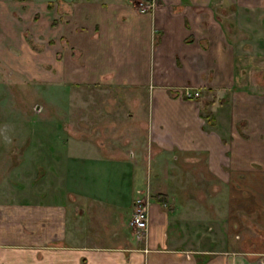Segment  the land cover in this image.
<instances>
[{"label":"crops","instance_id":"obj_1","mask_svg":"<svg viewBox=\"0 0 264 264\" xmlns=\"http://www.w3.org/2000/svg\"><path fill=\"white\" fill-rule=\"evenodd\" d=\"M52 1L68 7L63 25L68 28L62 30L69 58L64 76L91 83L105 77L147 93L148 118L139 123L147 161H142L140 150L135 158L130 153L132 163L125 171L126 157H113L120 167L115 168L116 175L111 171L115 179L110 186L109 180L95 176L109 169L101 168L104 160L91 152L85 158H70L89 176L84 189L99 190V206L123 203L126 212L131 211L136 189L143 185L156 188L161 182L159 187L165 191L153 193V199L154 195L165 197L170 183L187 191L193 173L197 184L214 183V189L227 190L228 196L219 202L226 212L220 216L219 208L215 209L209 220L201 215V203L181 192L184 201L177 203L172 198L170 204L169 212L176 217L162 211L159 205L164 203L154 199L148 206L142 246L135 243L141 236L131 231L129 244L103 247L92 244L88 236L91 218L82 220L84 227L77 218L68 223L71 239L74 235L77 241L69 244L66 229L61 227L65 222L58 217L63 206L32 203L8 193L0 196V264H264L255 258L264 249L246 246L238 250L230 245L236 242L233 225L241 210L264 229V89L255 82L249 85L248 74L242 78L243 64L236 56L242 45L248 51V44L222 29L210 0H153V8L143 13L135 10L136 3L131 7L123 0ZM15 8L14 2L0 0V11L12 13ZM260 58L264 64L263 53ZM256 61L248 58L244 65L253 68ZM239 79L244 92L235 88ZM185 87L195 90L198 97L181 98L179 92ZM231 90L228 97L235 96L223 105L216 104L220 93ZM240 120L244 125L237 128ZM85 200L84 205L90 203ZM209 221L212 230L206 227ZM225 222L228 226L223 228ZM122 239L127 242L125 236ZM52 242L55 245L50 247Z\"/></svg>","mask_w":264,"mask_h":264},{"label":"rangeland","instance_id":"obj_2","mask_svg":"<svg viewBox=\"0 0 264 264\" xmlns=\"http://www.w3.org/2000/svg\"><path fill=\"white\" fill-rule=\"evenodd\" d=\"M4 1L14 2L16 8L12 13L0 11L5 16V20L0 21V196L10 194L12 198L20 197L32 203L37 201L63 206L65 210H61L58 217L60 222H65V226L62 223L61 227L68 234L66 243L77 242L74 235L71 239L68 223L77 218L84 227L82 220L91 218L89 235H85L91 237L92 244L103 247L129 244L132 232L126 221L131 211L125 212L123 203L120 206L114 203L99 206V190L84 189L85 180L89 183V176L79 162L72 164L74 162L70 158H85L91 152L94 157L104 160L101 168L108 166L109 169L98 174L95 172V176L109 180L111 186L115 179L111 171L120 167L113 163L112 158L126 157V171L132 163L130 153L135 158L144 149L141 138L145 134L139 123L144 124L148 118L147 93L142 88L116 85L105 77L91 83L64 76L63 73L68 72L69 58L62 30L68 28V25L63 26L67 21L68 7L52 0ZM123 1L129 2L131 7L136 3L134 6L138 13L148 10L139 12L138 0ZM210 7L228 35L241 44H248V51L245 52L246 48L242 45L236 53L239 64H243L240 73L242 78L248 74L249 85L255 82L263 90L264 64L260 63V55L264 54V0H210ZM73 56L77 58L78 53H73ZM248 58H257L258 64L254 62L253 68L246 67L244 64ZM243 84L239 79L235 86L237 92H244ZM232 92L220 93L216 104L223 105L229 101L235 96L231 94L228 97ZM239 125L242 127L244 123L239 124L238 121L237 128ZM134 128L137 129L136 133ZM108 159L109 162L105 161ZM141 159L147 161L145 150ZM191 175L193 181L189 182L187 191L177 190L170 183L168 194L158 197L157 200L164 203L158 204L162 211H170L172 198L180 203L188 194L201 203V215L209 220L218 208L220 216H224V203L221 205L219 202L228 196L227 190L214 189V183L208 186L201 182L197 184V174ZM204 175L212 182L210 174L205 172ZM157 185L156 188H148L151 195L165 191V188L159 187L161 182ZM142 187L145 189L144 185ZM151 195L149 203L154 201ZM114 198L109 197V200L114 202ZM84 200H89L91 204L84 205ZM75 208L74 214L72 210ZM192 209L195 210L196 205ZM169 213L174 215V212ZM48 219L49 215L46 222ZM211 224L209 221L206 227L210 228ZM226 224L221 225L225 228L228 226ZM233 227L236 242L230 245L238 250L247 247L264 249V229L245 210L236 214ZM81 231L84 232V228ZM79 232L77 238H80ZM135 234L142 238L135 241L136 245L142 246L144 235ZM123 236L127 242H122ZM49 245L53 247L55 244L52 242ZM255 258L264 260V254L260 253Z\"/></svg>","mask_w":264,"mask_h":264},{"label":"built area","instance_id":"obj_3","mask_svg":"<svg viewBox=\"0 0 264 264\" xmlns=\"http://www.w3.org/2000/svg\"><path fill=\"white\" fill-rule=\"evenodd\" d=\"M154 6L153 0H146L144 2H138L137 7L139 8V12H143L146 9H151ZM179 95L184 98H196L198 97V93L195 90L190 88H183L182 91L179 92ZM145 189H137L135 190V197L132 200L130 217L128 220V227L137 234H144L147 229V211L149 206V196L150 191L148 186L144 187Z\"/></svg>","mask_w":264,"mask_h":264},{"label":"trees","instance_id":"obj_4","mask_svg":"<svg viewBox=\"0 0 264 264\" xmlns=\"http://www.w3.org/2000/svg\"><path fill=\"white\" fill-rule=\"evenodd\" d=\"M158 197H159V195H154V199L156 200V201H158L157 199H158ZM160 202V201H159ZM161 203V202H160Z\"/></svg>","mask_w":264,"mask_h":264}]
</instances>
